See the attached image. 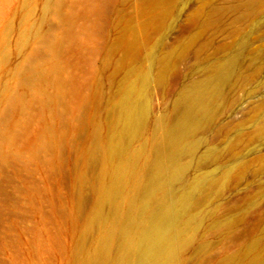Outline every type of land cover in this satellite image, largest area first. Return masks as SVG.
<instances>
[{
	"label": "rangeland",
	"instance_id": "rangeland-1",
	"mask_svg": "<svg viewBox=\"0 0 264 264\" xmlns=\"http://www.w3.org/2000/svg\"><path fill=\"white\" fill-rule=\"evenodd\" d=\"M163 139L174 264H264V0H0V264L127 260Z\"/></svg>",
	"mask_w": 264,
	"mask_h": 264
},
{
	"label": "bare ground",
	"instance_id": "bare-ground-1",
	"mask_svg": "<svg viewBox=\"0 0 264 264\" xmlns=\"http://www.w3.org/2000/svg\"><path fill=\"white\" fill-rule=\"evenodd\" d=\"M47 45V42H44ZM32 71V68L30 69ZM201 94L190 95L183 101L182 109L174 125L170 129H159V133L171 139L170 144H178L183 136V131L191 118L192 107L201 102ZM165 139L161 141L156 151L155 171L152 172L148 184L145 186L146 196L141 202H133V208L143 218L138 222H144L146 226L141 230L137 244L133 249L126 250L127 260L117 259L116 264H174L176 252L173 244V236L177 233L176 222L180 205L171 203L169 205H156L151 197L155 192L157 177L168 175L169 167L178 160V156H168L165 152ZM140 203V205H139ZM126 225H114L108 232L106 246L101 247L96 257L85 264H110L105 260L108 252V244L121 237L125 233Z\"/></svg>",
	"mask_w": 264,
	"mask_h": 264
}]
</instances>
